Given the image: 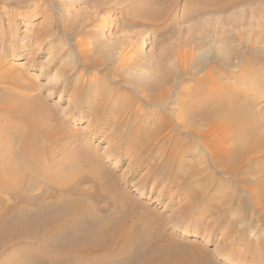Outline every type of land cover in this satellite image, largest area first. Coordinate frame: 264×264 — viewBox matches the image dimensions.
Listing matches in <instances>:
<instances>
[{
    "label": "rangeland",
    "instance_id": "obj_1",
    "mask_svg": "<svg viewBox=\"0 0 264 264\" xmlns=\"http://www.w3.org/2000/svg\"><path fill=\"white\" fill-rule=\"evenodd\" d=\"M41 67L47 70L42 75ZM165 71L175 78L158 90L170 91L160 103L150 95ZM91 87L96 92L89 97ZM9 88L39 96L51 109V125L70 136L49 148L87 147L119 175L142 179L138 191L126 189L151 202L169 238L187 246V256L199 257L190 264H264V204L253 201L264 193V0H0V103ZM214 99L229 112L209 122L218 127L211 143L161 132L160 119L185 120L182 105L208 106ZM103 100L112 111L100 117L94 111ZM5 110L0 104V129H9L11 144L5 143L10 159L19 162L13 153L26 120ZM73 110L80 113L74 117ZM234 113L244 120L241 128ZM182 142L191 147L173 161L178 176L166 157ZM224 149L246 152L236 163L248 171L233 174L223 162L218 167L212 154ZM56 159L68 165L75 158L57 152ZM192 192L206 198L191 205ZM13 249L0 255L7 257L0 264H13L23 252L18 247L14 255Z\"/></svg>",
    "mask_w": 264,
    "mask_h": 264
},
{
    "label": "bare ground",
    "instance_id": "obj_2",
    "mask_svg": "<svg viewBox=\"0 0 264 264\" xmlns=\"http://www.w3.org/2000/svg\"><path fill=\"white\" fill-rule=\"evenodd\" d=\"M39 70L40 75L47 71L44 67ZM209 75L211 74L209 73ZM172 78H175L174 73L162 74L159 81L153 85L154 91L150 95V99L165 103L170 94L169 89H163L160 93L158 90ZM13 82L19 86L23 84L18 75L13 79ZM142 85V83L141 86L139 85L140 89L143 88ZM94 87L89 88L87 96H94L96 92ZM99 87L101 88V86ZM220 96L222 97V95ZM39 99V96L15 93L13 88H9L5 100L0 103L1 106H5L8 115L13 114L14 117L18 115L26 120V124L18 123L21 128L20 131L17 130L19 134L16 135L21 146L20 149L14 151L13 157L19 159V162L10 159L12 150L10 151L9 146H6L11 144L7 140L9 129H0V139L3 140L6 146L5 151L8 152L4 158L2 153L0 154V195H9L2 198L0 196V255L11 247L14 248L11 251L16 255L19 252L15 250L18 247L23 248V252L16 255L18 257L13 264H190L200 260L198 256H193L194 259L187 256L189 248L179 245L169 238L168 225L164 218L150 206L151 202L142 201L130 191V188L129 191L126 189V185H130L133 186L132 191H138L139 186L137 185L142 179L132 181L129 177L119 175L115 172L116 170L113 171L111 167L104 165L103 154L87 147L69 149L68 146H62L57 150L49 148L52 147L48 146L49 144L57 141L65 142L70 136H65L62 134L63 132L57 131L59 127L51 125V109ZM217 99L219 98L217 97ZM217 99H214L208 106L204 104V107L200 104L182 105L179 114H184L187 118L178 121V124L165 117L160 119L161 132L168 129L180 131L194 137L198 142L211 143L209 142L210 132L218 127H216L217 124L210 125L209 122L229 112ZM108 103L109 100L100 101L97 111L94 112L98 113L100 117L107 116L108 111H112ZM75 104L78 102L75 101ZM232 112L236 113V110ZM78 113L80 112L73 110L72 115L76 117ZM235 113L232 121L241 128V123L244 120L241 118L242 116ZM127 125L128 123H126ZM204 126L210 128L206 129ZM10 136L14 137L9 134ZM42 136L43 140L40 139ZM169 137L168 135L167 138ZM137 138L139 137L137 136ZM176 139L175 144L180 142L178 137ZM41 143H47L44 146L45 149ZM145 143L146 141L142 140L140 145L143 146ZM177 147V145L172 147V156L167 155L166 157L167 161L172 160V164L179 152L189 151L191 145L189 142H182ZM133 151L140 152L138 149ZM57 152L69 153L75 159L68 165L64 164L56 159ZM245 154L247 153H239V151L235 153L233 150L224 149L221 154L213 153L212 155H214L217 166L223 162L229 167L227 170L231 173L243 174L248 171V168L241 170L236 162L237 159L239 160V156L243 157ZM90 155L92 158L89 157ZM175 167L173 164L175 172L173 174L179 176ZM192 172L194 175L197 174L195 169ZM125 175L127 176L126 173ZM136 175L133 174L132 177L134 178ZM144 178L143 180H145ZM72 180L73 183H71ZM251 190L253 191L252 188ZM204 194L198 197L194 196V193L190 194L192 196L190 204H196L199 198H206ZM254 197L255 199L251 198V200L256 204H264V193L259 195L255 193ZM210 199L214 198L207 197V200ZM200 253L202 252L200 251ZM6 258L0 256V263L4 262Z\"/></svg>",
    "mask_w": 264,
    "mask_h": 264
}]
</instances>
